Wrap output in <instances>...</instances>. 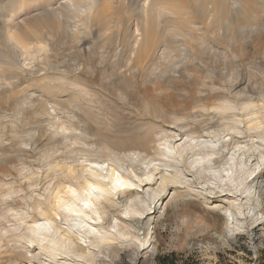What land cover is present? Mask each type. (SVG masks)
<instances>
[{
  "label": "rangeland",
  "instance_id": "1",
  "mask_svg": "<svg viewBox=\"0 0 264 264\" xmlns=\"http://www.w3.org/2000/svg\"><path fill=\"white\" fill-rule=\"evenodd\" d=\"M17 1L19 4L14 0L25 12L30 8L29 16H23L27 21L39 16L37 11H41V0H38L39 5L35 0H23L22 5V1ZM64 1L55 0L52 5L51 0L47 5L53 7L41 6L52 9ZM121 1L116 2L120 5ZM131 1H125L127 5L125 3L123 10L126 12L122 10L121 15L124 16L121 24L127 25L119 26L120 34L115 29L110 33L107 31L106 36L102 37L97 32V25L92 24L86 32H80L82 43L73 41L64 28L61 29L62 33L59 31L61 34L51 32L53 36L50 39L47 36L49 32L44 31L40 39H44L45 35L43 44L47 53H43L44 48L36 51L34 58L25 61L22 71L0 69V226L13 223L12 217L4 209L7 200L1 196L7 185L16 188L22 185L24 192H29L32 189L29 186L30 177L47 180L48 159L44 154L51 150L55 139L51 134V125L57 119L72 124L73 132L79 134L82 137L80 141L84 142L81 147L96 146L107 141L113 148L117 142H134L153 128L160 133V129L163 131L172 124L171 115L184 118L198 111L215 113L213 107H219L222 100L230 97V91L246 88L247 94L254 97L264 93V0H250L256 3L246 12V17L243 16L245 18L236 19L233 26L219 24L221 28L218 25L208 26V20L204 21L205 17L200 12L197 14L195 9L186 8L188 12L184 10L183 16L194 21L196 28H190L189 35H177L179 37H174L175 40L164 34L167 29L165 23L168 22L164 23L163 18L155 28L158 32H152L150 36L155 46L150 45L149 54L148 50H136L138 44L132 43L131 34L125 35L128 38L124 36V29H135L133 27L138 20L136 14L140 8L137 6L142 4V0ZM26 3L27 6L24 5ZM1 16H4L2 9ZM4 18H0V34L5 30L0 37L2 49L8 45L3 48V44L10 41L5 42V36L8 37L6 29L13 23L11 17V20H8V16L6 18L9 22ZM197 27L202 30H197ZM27 34L24 33V39L33 38ZM109 34L114 35L107 38ZM169 40L171 43H167ZM166 44H170L167 50ZM70 97L78 103L68 101ZM188 119L189 122L193 121ZM157 132H151L148 136L151 143L149 147L146 145L148 149L136 150L143 156L147 155L143 161L155 152V146L159 143ZM125 153L122 152L123 155ZM255 162L254 159L248 164L253 167ZM156 185L153 182L151 187L155 188ZM147 187L144 186L145 189ZM175 188L181 189L179 185L169 186L163 194L160 199L163 205ZM259 188L262 207L258 211V221L251 219L244 210L247 215L241 220L245 227L230 237L225 231L226 221L222 211L211 208L214 202H225L222 197H214L208 201L209 204L200 196L177 197L167 202L162 213L156 210L139 215L122 209L124 203L135 195L134 192L119 195L118 199V196H111L120 205L112 210L97 205L98 213L106 219L102 223L111 224L114 232L120 226L114 223L113 216L124 218L132 226L133 235L141 241L151 231V245L145 248L138 239L132 240L133 243L128 241L129 238L115 239L111 243L117 246L118 251L109 256L102 255L92 264H156L157 256L168 253H175L179 258L192 256L199 264H264V185L260 184ZM17 200L21 205V199ZM58 233L68 240L66 249L69 258L88 251L90 243H84L76 233L65 227L59 228ZM2 244L11 246L14 239L5 237ZM8 254L0 255L3 257L0 264H31L23 258L18 262L14 257L4 258ZM78 260L91 264L88 260Z\"/></svg>",
  "mask_w": 264,
  "mask_h": 264
},
{
  "label": "bare ground",
  "instance_id": "2",
  "mask_svg": "<svg viewBox=\"0 0 264 264\" xmlns=\"http://www.w3.org/2000/svg\"><path fill=\"white\" fill-rule=\"evenodd\" d=\"M20 1L22 5L23 0ZM35 1L38 5L41 2V5L51 7L55 0ZM116 1L118 0H66L63 3L58 2L60 4L52 9L40 5L41 11H37L39 16L31 17L33 20L27 21L26 15L29 16L31 13L30 8L25 7L27 3L24 7L29 12L18 6L17 0V5L14 0H0V10L2 9L4 16L6 13L5 17L8 16V20L11 17V23L13 22L10 30L5 28L8 31L5 42L10 40L12 43L10 41L4 43L3 48L8 44L5 49L0 47V69L22 71L25 61L34 58L36 51L44 48L43 53L45 51L47 53L46 45L43 44L45 35L42 36L44 39H40L44 31L49 32L47 36L50 39L51 32L58 33L64 28L65 33H68L73 41L79 42L80 32H86L92 24L98 26L96 31L100 36L103 35L102 37L106 36L104 34L107 31L110 33L112 30L116 31L115 29L120 30L119 26L123 25L121 21L124 16L121 14L127 0L121 1L120 5ZM129 1L132 2L128 0V3ZM49 2L52 5H47ZM141 3L137 6L139 9L136 7L139 11L137 10L138 14L135 13L138 19L135 21L136 25L132 23L135 25L134 31L123 28V31L126 30L124 36L127 33L131 34L132 43L138 44L136 50L138 48L148 50L152 48L150 46L152 44L155 46L150 36L152 32H158L155 28L163 18L164 23L168 22L165 23L167 29L164 34L167 33L166 37L169 39L175 40L179 37L177 35H187L190 28H196L194 21H189L183 16L186 8L195 9L198 11L197 14L200 12L205 17L204 21L208 20L205 22L208 26L218 25L221 28L224 23L229 26L235 25L236 19L245 16L256 2L142 0ZM42 8L46 11L43 12ZM8 20L6 19L7 22ZM125 25L127 24L124 23L123 26ZM26 28H29L28 31ZM197 28L202 30L201 27ZM206 28L208 30V27ZM2 33L5 34V30L1 32L0 37ZM24 33H29L33 38L24 39ZM113 35L109 34L107 38H112ZM167 43H171L170 40ZM128 44L130 46V43ZM169 47L170 44H166V50ZM229 93L230 97L222 100L219 107H213L215 113L198 111L184 118L171 115L172 124L163 131L160 129V133L153 128L154 131L148 130L142 137L135 139L136 141L117 142V147L113 148L107 141H102L96 146L81 147L82 137L73 132L71 123L59 119L54 121L51 125V134L55 139L52 141L50 152L44 154L48 159L45 174L47 180L30 177L29 186L32 189L29 192H24L22 185L18 188L7 185L5 191H2L1 196L9 201H6L4 209L6 214L12 217L13 223L0 226V255L9 253L4 258L14 257L17 262L23 258L31 264H83L78 258L91 261V264L96 263L102 255L107 256L118 251L117 246L112 244L115 239L129 238L130 243H133L134 239L139 240L133 235L132 226L124 218L122 220L113 216L114 223L120 226L119 230L113 232L111 224H103L105 216L98 213L99 206L97 207L104 205L110 210L115 209L120 204L118 205L117 200L112 198L118 196V199L119 195L132 192L135 195L128 203H124L122 209L124 212L132 211L139 215L154 213L156 210L162 213L167 202L177 197L200 196L207 204L214 197H222L225 202H214L211 208L222 211L226 221L225 231L229 237L245 227L241 218L247 213L255 222L258 221V211L262 207L259 187L260 184L264 185V93L261 92L259 97H254L247 94L246 88ZM72 100L75 101L72 97L68 99L73 102ZM188 118L193 121L189 122ZM155 131L158 133L159 137L156 136V139L159 143L155 144L156 148L153 149L155 152H152L154 154L143 161L147 155L143 156L136 150L149 147L151 143L148 136ZM58 136L62 138L59 140ZM151 142L153 143L154 139ZM125 150L134 152L128 151L126 154ZM254 159L256 162L251 167L248 162ZM153 182L157 184L155 188L151 187ZM146 185L148 187L145 189ZM174 185H179L181 189L175 188L163 205L161 197L169 186ZM18 198L22 201L21 205ZM244 210L247 211L246 214ZM64 227L76 233L84 243L87 241L90 243L86 253H76L72 255L76 258H69L66 249L68 240L65 235L58 233L59 228ZM5 237L14 239V244L3 245L2 240ZM151 238L152 232L148 231L143 241L141 239L139 241L147 248L151 245Z\"/></svg>",
  "mask_w": 264,
  "mask_h": 264
},
{
  "label": "trees",
  "instance_id": "3",
  "mask_svg": "<svg viewBox=\"0 0 264 264\" xmlns=\"http://www.w3.org/2000/svg\"><path fill=\"white\" fill-rule=\"evenodd\" d=\"M156 264H199L198 261L192 257L179 258L175 253H168L159 255L155 259ZM223 264H234V263H223Z\"/></svg>",
  "mask_w": 264,
  "mask_h": 264
},
{
  "label": "snow or ice",
  "instance_id": "4",
  "mask_svg": "<svg viewBox=\"0 0 264 264\" xmlns=\"http://www.w3.org/2000/svg\"><path fill=\"white\" fill-rule=\"evenodd\" d=\"M87 207V205H85Z\"/></svg>",
  "mask_w": 264,
  "mask_h": 264
}]
</instances>
